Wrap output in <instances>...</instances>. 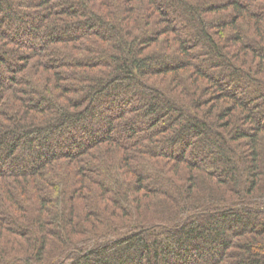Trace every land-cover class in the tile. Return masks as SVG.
I'll return each instance as SVG.
<instances>
[{
	"label": "trees",
	"instance_id": "16d2710c",
	"mask_svg": "<svg viewBox=\"0 0 264 264\" xmlns=\"http://www.w3.org/2000/svg\"><path fill=\"white\" fill-rule=\"evenodd\" d=\"M0 264H264V0H0Z\"/></svg>",
	"mask_w": 264,
	"mask_h": 264
},
{
	"label": "rangeland",
	"instance_id": "374dc122",
	"mask_svg": "<svg viewBox=\"0 0 264 264\" xmlns=\"http://www.w3.org/2000/svg\"><path fill=\"white\" fill-rule=\"evenodd\" d=\"M240 154H241V156H240V157H242V158H243V156H242V153H241V152H240ZM240 160H241V163H242V164H241V166L243 167V166H244V164H243V163H244V160H243V159H240Z\"/></svg>",
	"mask_w": 264,
	"mask_h": 264
}]
</instances>
